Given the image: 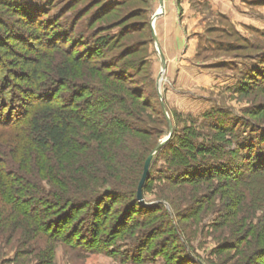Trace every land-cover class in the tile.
<instances>
[{
  "label": "rangeland",
  "instance_id": "obj_1",
  "mask_svg": "<svg viewBox=\"0 0 264 264\" xmlns=\"http://www.w3.org/2000/svg\"><path fill=\"white\" fill-rule=\"evenodd\" d=\"M26 1L46 14L35 21L17 15L21 8L10 0L0 4V91L19 105V98L28 105L42 92L33 83L41 62V81L56 95L76 94L94 80L140 106L135 119L145 122L135 123L154 135L144 140L148 145L153 138L157 145L170 139L169 148L193 153L204 165L215 157L239 170L248 161V146L240 143L264 139V0H228L225 13L199 3L201 27L161 0ZM176 33L183 54L169 60L165 53L173 50ZM105 36L103 47L93 45ZM62 64L70 79L56 91L61 81L55 69ZM156 95L165 115L144 106L160 108ZM169 148L152 155L143 202L102 205L98 220L106 226L99 237L115 239L103 250L77 244L85 208L64 218L62 235L54 236L0 202V264H264V173L242 182L219 170L216 178L181 181L191 173L171 161ZM41 186L52 190L46 179ZM31 205L45 210L42 202ZM135 209L147 213H129ZM120 220L137 225L114 237Z\"/></svg>",
  "mask_w": 264,
  "mask_h": 264
},
{
  "label": "trees",
  "instance_id": "obj_2",
  "mask_svg": "<svg viewBox=\"0 0 264 264\" xmlns=\"http://www.w3.org/2000/svg\"><path fill=\"white\" fill-rule=\"evenodd\" d=\"M7 2L0 0V4ZM10 3L18 10L21 8L19 11L15 9L17 15H33L35 21L46 14L44 10L41 11L43 7L30 5L26 0H10ZM145 26L150 31L147 21ZM122 32L124 28L120 36H123ZM107 42V36L99 37L93 45L103 47ZM41 68L40 62L33 70V83L39 85L42 91L36 97V102L31 101L27 105L25 98H19L22 104L19 105L14 96L8 98L0 91V202L9 206L15 214L28 216L42 229L49 228L48 233L54 236L62 235L66 223L64 218L70 221L77 217L79 210L85 208L87 222L84 223V230L75 229L79 232L77 244L89 251L103 250L115 239L105 241L99 237L106 226L98 220L103 211L101 207L103 204L111 207L116 202H123L124 206L139 203L137 186L148 151L157 145L156 138L152 139L150 145L144 141L154 135L136 125L135 122L143 123L145 120L135 119L141 118V111L140 106L133 104L134 101L123 99L112 89L104 90L94 80L89 83L90 86L82 87V92L66 96L61 92L56 95L54 88L51 90L50 85L41 81ZM55 73L61 81L55 87L56 91H62L63 82L70 79L67 65H60ZM44 90H48L46 95ZM153 100L158 102L161 109L148 102L144 106L162 116L164 112L159 97L156 95ZM247 143H240L241 147L248 146L245 155L248 161L239 170L219 163L215 157L205 160L212 165H204L196 156H192L193 153L183 155L180 148H169L170 139L157 153L167 148L174 151L171 161L176 158L180 169L191 173L181 181L209 180L216 178L219 175L217 171L221 170L245 182L264 173V139L259 137L257 142L249 140ZM179 167H175L176 172ZM215 171L218 175L214 174ZM44 179L52 189L47 193L41 186ZM149 179L148 172L142 193ZM260 190L264 195V189ZM120 192L127 193V197L120 195ZM48 197L50 203L44 200ZM34 201L42 202L45 210L40 211L31 205ZM141 210L135 209L129 213H147L145 209ZM47 215L51 217L44 220ZM135 225L136 222L128 224L118 221L113 227L114 237L123 231H130ZM72 241L70 237L69 244Z\"/></svg>",
  "mask_w": 264,
  "mask_h": 264
},
{
  "label": "crops",
  "instance_id": "obj_3",
  "mask_svg": "<svg viewBox=\"0 0 264 264\" xmlns=\"http://www.w3.org/2000/svg\"><path fill=\"white\" fill-rule=\"evenodd\" d=\"M161 1H162L163 7L165 5H167V3L173 5L174 7H172L170 5V8H172V10H174L173 8H175V5H176V7L180 11H182V15L187 16L186 18H189L187 21H188V23L191 22L190 25L197 24L199 27H201V23L204 21L203 18L205 17V14L203 13L204 14V17H203V14L199 10V7H200L199 3L207 5L208 8L210 9V11H212L214 13L228 12L225 9V7L228 5V0H164V2H163V0H161ZM173 1H174V4H173ZM194 1H196L197 3H195V5L192 6ZM189 20H190V22H189ZM171 22H172V19H171ZM190 25H188V26H190ZM174 36H175L176 42L174 41V43L172 42L170 45V48H172L173 50L166 51V53H165L166 56L168 54L167 57L169 60L171 58H173V60H179L181 54H183V48L185 46V45L183 46V44L182 45L180 44L179 38H181L182 35L176 33V34H174ZM164 59H165V57H164Z\"/></svg>",
  "mask_w": 264,
  "mask_h": 264
},
{
  "label": "water",
  "instance_id": "obj_4",
  "mask_svg": "<svg viewBox=\"0 0 264 264\" xmlns=\"http://www.w3.org/2000/svg\"><path fill=\"white\" fill-rule=\"evenodd\" d=\"M161 14V12H157L155 13L154 15V20L156 19V17H158L159 15ZM162 62H163V65H164V60L162 58ZM163 105V104H162ZM163 108H164V105H163ZM168 139H164L163 141H161L155 148L154 150L152 151V153L149 155V157L146 159L145 161V164H144V168H143V173H142V176H141V179L138 183V186H137V199L140 201V202H143V197H142V188H143V185H144V182L146 180V177H147V174H148V171H149V166H150V162H151V158H152V155L157 152L161 147H163V145L166 143Z\"/></svg>",
  "mask_w": 264,
  "mask_h": 264
}]
</instances>
